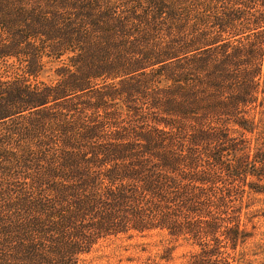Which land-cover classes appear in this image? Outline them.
<instances>
[{
    "label": "trees",
    "instance_id": "1",
    "mask_svg": "<svg viewBox=\"0 0 264 264\" xmlns=\"http://www.w3.org/2000/svg\"><path fill=\"white\" fill-rule=\"evenodd\" d=\"M9 59L0 264H80L152 231L197 244L187 264H232L248 237L235 196L264 193L247 183L264 182L263 153L232 135L253 129L264 0H0Z\"/></svg>",
    "mask_w": 264,
    "mask_h": 264
},
{
    "label": "rangeland",
    "instance_id": "2",
    "mask_svg": "<svg viewBox=\"0 0 264 264\" xmlns=\"http://www.w3.org/2000/svg\"><path fill=\"white\" fill-rule=\"evenodd\" d=\"M247 43L248 41H244ZM51 65L40 77V81L54 82L57 79L56 68ZM21 64L9 59L0 69V75L13 78L21 74ZM264 71V63H263ZM264 80L259 90V102L248 110L252 131L237 133L244 136L246 147L252 155L261 151L264 155ZM7 129V128H6ZM241 133H245L244 135ZM247 183H258L256 176L249 175ZM235 204L240 210L241 228L248 234L247 240L236 251L229 250L232 264H264V193L246 186L244 192L235 196ZM200 251L197 244L184 238H175L167 232L152 231L131 233L101 241L93 251L84 256L80 264H187L193 255Z\"/></svg>",
    "mask_w": 264,
    "mask_h": 264
}]
</instances>
